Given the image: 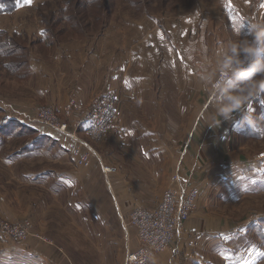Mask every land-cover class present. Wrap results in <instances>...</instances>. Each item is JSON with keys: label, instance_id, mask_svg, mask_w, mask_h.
<instances>
[{"label": "rangeland", "instance_id": "obj_1", "mask_svg": "<svg viewBox=\"0 0 264 264\" xmlns=\"http://www.w3.org/2000/svg\"><path fill=\"white\" fill-rule=\"evenodd\" d=\"M255 1L259 0H78L80 5L73 8L63 4L66 0H32L31 4L22 0L14 12L2 16L0 30L10 36L14 32L19 34L10 41L22 50L20 54L25 48L29 66L14 73L4 67L7 61L0 58V224H22L28 232L23 242L11 240L16 244L5 245L0 240V251L9 246L17 248L9 251H16L19 261L24 257L17 251L28 250L46 254L50 264H60L62 257L66 258V263L64 259L61 264H102L99 246L104 237L110 236V264H123V246L117 243L121 242L123 227L119 228L116 214L127 231H132L137 238L136 229L129 225L132 210L139 207H129L132 202L128 198L122 207L117 200L112 204L107 194V186L112 183L105 182L98 158L104 167L114 170L108 175L109 181L111 176L123 175L126 193H138L142 202H147V195H152L153 200H157L158 195L161 197L173 186L171 179L175 175H180L185 183L194 168L190 189L198 191L197 197L180 229L188 221L197 225L193 227L200 232L207 225L224 224L233 230L228 237V240L233 239L229 247L234 248L233 252L240 251V256L228 263L264 264V225L255 222L264 219V195H253V186L249 184L252 177H258L255 181L264 180V136L258 140L247 139L248 134L246 139L235 137L231 148L224 147L223 155L220 154L223 149L213 145L205 150L208 154L200 151L201 159L195 166L197 148L190 154L187 151L188 134L193 133L195 126L209 127L221 119L216 115L224 104V97L213 89V82L220 74L219 62L228 53L231 43H252L251 39L240 41L228 30L227 23L235 14L228 8L233 5L249 23L262 24L260 10L255 15L249 12L250 4ZM70 15L74 17L71 23ZM41 16L52 20L46 25L54 31L51 41L54 43L57 39L58 47L41 38ZM180 29L185 31V38L181 36L183 47L204 61L203 69L193 67L194 76L189 77L179 66L172 69L163 65L156 82H152V68L146 66L143 56H147L146 60L152 65L151 56L157 55L153 48H157L159 37L169 32V38L176 42V32ZM199 31L208 34L206 45L195 43ZM62 49L76 56V66L80 62L86 64L84 68L89 64L83 62L88 52L96 55L91 59L94 70L89 85L97 81L91 91L81 97L66 94L70 88L65 77L69 69L66 70L68 64L60 57ZM239 58L247 60L242 53ZM105 76L117 97L116 121L121 132L92 137L85 133L87 126L79 127L77 122L94 99L106 92L100 91ZM138 76L143 78L142 86H138ZM201 91L208 92L205 101L198 99ZM254 97L259 100L262 96ZM251 99L242 108L248 104L247 115L263 116L256 128L262 130L264 112L260 105L264 97L256 101L259 105L253 112ZM205 105L208 107L204 117L199 119ZM15 111L40 119L43 125L28 124ZM47 123L64 125L76 138L75 143ZM228 124L231 123H226L227 129ZM166 131L172 134L170 141ZM36 139L46 145L29 152L25 145ZM185 145L188 146L177 172L178 158ZM76 146L79 153L88 155L89 164L85 168L79 167L74 155ZM155 153L158 155L153 156ZM229 161H234L235 165L228 171L229 176L225 175V180L232 181L212 182L203 193L209 192L208 197L200 195V185L209 179L216 180L214 177L222 172V165ZM142 185L145 191L139 190ZM206 199L208 203L203 205ZM198 210L203 211L201 218L195 215ZM238 228L244 229L246 236L240 235ZM211 248L207 253L210 263L228 258L221 256L225 254L222 250L212 252ZM26 263L33 264L29 258Z\"/></svg>", "mask_w": 264, "mask_h": 264}, {"label": "crops", "instance_id": "obj_2", "mask_svg": "<svg viewBox=\"0 0 264 264\" xmlns=\"http://www.w3.org/2000/svg\"><path fill=\"white\" fill-rule=\"evenodd\" d=\"M233 15L231 16V18H232V20L230 21L231 23H234V21H235V16H233ZM227 27H228V24H227ZM228 30L236 38H238L240 41L253 39L252 36L248 32L242 31L244 33V35L237 34L236 31H239V30L233 24H231V26L229 27ZM168 33L164 32L163 36L159 37L160 42L157 43L158 44L157 48H155V47L153 48L155 53H157V55L152 54V56H151L153 58L152 65H151V63L148 62V60H146L147 56L146 57L143 56V58L145 59L144 62H146V66L150 69L152 68L150 71V76L152 77V79H151L152 82H156V77H158V75L160 73V69H162L163 65H167V67L169 65V67H171L172 69H175V68H177V66H179V67H181V69H183V71L189 77L194 76L193 75V71H194L193 67H195L196 69H198V68L203 69L204 61H200L199 59H197V57H195L193 54H191L188 51L187 47H183V44L181 42V36H182V38H185V31L180 29L179 32H176V34L178 35L176 42H174L171 37L169 38ZM196 33H198V32H196ZM196 36L198 37V39L195 40L196 44L206 45V43H207L206 41L209 39L208 34L201 33V31H199V33L196 34ZM200 37H201V39H199ZM155 38L156 37H154V39ZM150 48H152V46ZM88 54L89 55L87 56V58L83 62L89 63L92 67V65H94V64L91 63V59H95L96 55H94V52H92V51L88 52ZM148 55H150V54H148ZM60 57H61V59H64V61H66L68 64L66 70L69 69V71L65 75V77L68 78L67 84L70 85V88L66 94L69 95V93H70V94H75V95L81 97V95L87 94L88 92H90L91 87L97 81V80H94L93 82H91V83H93L92 86L89 85L90 84L89 83V77L91 76V72H92L93 67L90 68V65L87 64V67L84 68V65L86 66V64H83L82 62H80V64L76 66L75 61L78 60L76 58V56L75 55L73 56L72 52L67 54L66 51H63V49H62V51H60ZM246 57H247V60H243L242 58H239L241 61H243L245 63V66L251 60V57H248V56H246ZM138 59L141 60L139 55H138ZM163 59H164V61H163ZM159 63H160V65H159ZM217 68H219V65ZM196 75H199V74H197V72H196ZM199 78L202 79V77H199ZM137 80H138V86H142L143 85L142 84L143 78L138 76L136 81ZM101 85H102L103 89L100 91L101 92L106 91L104 93H101L102 95L107 93V92H111V88H112L111 85L112 84H109V81H107L106 76H105ZM200 94H202V95H199L198 99L205 101L204 99L206 98L208 92L206 91V93L202 92ZM68 95L67 96L65 95L64 99H67ZM255 99H256L255 97H252V99H251L252 100L251 101L252 102V112H253L255 106L259 105L256 103ZM222 102L225 103V100L223 99ZM210 104H211V102H210ZM207 107L208 106H206V105L204 106L205 110L202 112V115L199 116V119L204 117V112L206 111ZM248 107H249V105L247 104L245 109L243 107L239 111L234 112L232 114V118L229 120L224 121V119L217 112L216 117L221 118L220 121H216L215 124L212 123L209 127H205V126H199L198 127V125H197V127L195 126L193 133L188 134L189 142L187 141V143H189L188 144L189 149L187 150L189 152L188 154L192 153V151L195 150V147L197 148L196 155L194 156L195 161H193L194 166L197 165L198 160L201 159V152L200 151H202V153L206 152L208 154V151H205V150H208L211 146L214 145V147L215 148L218 147L219 150L223 149L222 151H220V154L223 155L224 151H225L224 147L231 148V143L235 137L239 136L241 138L246 139V135L248 134V132L249 131L252 132V127L254 128V130H257L256 128H257V124L259 123V119L263 118V116H259V117H255L254 115L250 116L253 120V123L251 126H249L246 123H243L242 116H243V114H247L246 109ZM120 108H123V106ZM227 122L231 123V124H228L230 126L228 129L226 127ZM229 130H231V131H229ZM132 132H133V130H132ZM166 134H167L166 136H167L168 141H170V136L172 134L170 133V131H166ZM182 134H184V132L181 133V135ZM208 138L210 139V141L207 140ZM42 145H44V143H38V142L36 144L29 143V144L25 145V148H27V150H29V152H30V151H33L34 147H36L38 149H43ZM174 148H176V145L174 146ZM34 151H36V150H34ZM156 155H158V153H155L153 156H156ZM208 156H210V155H208ZM234 161H229L228 164L222 165V172H220L217 177H214V178H217L216 180L212 181L209 179V180L203 182L200 185L201 187H199V189H198L200 192V195L203 194L205 190L207 191V189H209L208 187H210V185H213L212 182L218 181V182L223 183V184L228 182V181L231 182L232 179H227V180H225V179H226V176H229L228 171L230 169L233 170L234 165H235ZM193 172H194V168H192L191 172L189 173L190 175H188L185 179V183L189 187L191 186L190 181H191ZM232 174H233V172H232ZM110 178H111L110 181H109L108 176L106 177V180L105 179L104 180L106 183H108V182L112 183L111 186L110 185L107 186V184L105 183L107 188L110 189V190L108 189L107 194H108L109 199L112 201V204H113V201L116 202V200H117V201H119V203L122 207V206H124V201L126 200V198H128L132 202L131 206H129V207L138 206L139 208H143V209H153L157 205V203L159 202V200H160L159 198H161L158 195V199L153 200L154 197L152 198V195H147V196H145V198H146L145 200L147 202H142L138 199V198H140V195H138V193L136 194L135 192H132L129 195L126 193L127 192L126 188L124 185H122V182H124V180H125L123 175H117L115 177L111 176ZM116 178L119 180V182H117ZM256 178H258V177H252V179L249 181V184L250 183L252 184L256 180ZM219 184H215V185L219 186ZM139 190L145 191V186L142 185ZM115 194H116V196H115ZM209 194L210 193L208 192V193L203 194V195H205V197H208ZM206 201H207V199H206ZM148 202H150V203H149V205L146 206V204ZM207 203H208V201L203 202V205H207ZM199 207L200 206H198V209H199ZM123 209H124V207H123ZM106 210H107V208H106ZM132 211H134V209ZM118 212H119V210H118ZM115 214H116V211H115ZM195 215H196V217L201 218L203 215V211L198 210L195 213ZM116 216H118L117 218L119 219V221H118L119 228L123 227L124 223L121 221L122 220L121 217H119L118 213L116 214ZM193 225H194V223L192 224L190 221L185 223L182 230H180L176 235L174 248L166 251L165 253L156 255L152 259L150 264H218V262H222V264H230L228 262H232L233 260H236L237 255L240 256V251L233 252L234 248L232 249L229 247V244H232V240H233V239L228 240V237L232 235V231H233L232 229H227L224 224H220L218 226L216 225L217 227L212 226V225H207V226H205L206 228H204V230H202V232H200L201 231L200 229L195 228V227H197V225H194L195 227H193ZM122 231H123V236L120 239L121 242L120 243L117 242V243L123 246V256H122V263H123L126 253L135 251L137 249L136 247H137L138 241H137V238L134 236V233L132 231H127V233L124 230H122ZM237 231H239L240 235H241V233H244L246 236V232H244V229L238 228ZM0 240L3 241L2 243L5 245L15 243L11 240H10V242L8 240H5V239L3 240V239H1V237H0ZM110 240H111L110 236L104 237L103 243L100 244V246H99V247H101V250L99 252H100L101 257H102V259H101L102 264H110V260H111L110 255L112 254V252H111L112 244H110ZM219 246H220V248H219ZM12 248H13L12 246H9L8 249L4 248L5 249L4 251H0V264H27L26 258L27 259L29 258L31 260V263H33V264H50L51 263L50 259L48 258V256L46 254H44V253L40 254V253H37L35 251H28V250L17 251V252H22L21 256L24 257V258H22V261H19V260H17V255H15L16 251L14 253L9 251V250H15L17 248H13V249ZM198 248H200V250H203V252H199ZM210 248H211L212 252H214L215 250L218 251L219 249L222 250V253H225V254H221V256H224V257L228 256V258L227 259L224 258L222 260L217 259V260H214V263H210V261L207 258V253L210 251ZM227 250H229V252H227ZM237 250H239V249H237ZM44 251L48 252V250H43V252ZM226 252L228 254H226ZM9 254H11V256H9ZM213 256H215V255L213 254ZM64 259H65V263H66L65 257L61 258V262ZM239 259L240 258H238V261H239ZM61 262H60V264H61ZM54 264H57V263L54 262Z\"/></svg>", "mask_w": 264, "mask_h": 264}, {"label": "built area", "instance_id": "obj_3", "mask_svg": "<svg viewBox=\"0 0 264 264\" xmlns=\"http://www.w3.org/2000/svg\"><path fill=\"white\" fill-rule=\"evenodd\" d=\"M220 75L221 73L213 82L214 90H217L214 87V84L219 79ZM115 101H117V97L113 92H107L94 99L93 104L82 114L81 118H79L77 125L79 127L81 125H86L85 133L92 137H104L110 133L113 135H119L121 128L116 121L117 111L115 109ZM15 113L18 117L20 116L22 118L19 117L22 121L28 124L38 125L41 122H44L40 119H32L26 113L20 111H15ZM46 113L48 115V111ZM49 125L54 126L55 128H50L55 130L61 136L68 138L73 142L76 140L74 135L72 136L64 125L63 127L53 124ZM186 147L187 145H185L184 150L181 152L180 160L177 163V172L183 161ZM75 148L74 155L79 161V167H87L86 165L89 164L88 155H82L81 152L79 153L78 151L79 148L77 146ZM96 160L97 163H99L100 170L105 178L113 173L114 170L104 167L101 164L100 159L97 158ZM181 179L180 175H175L171 179L172 185L174 186L177 184V187L172 186L166 189L153 209L136 208L131 213V225L129 226L136 229L139 243L138 248L135 251L126 253L123 264H150L156 255L171 250L176 235L181 230L182 221L186 219L187 214L193 209V202L197 197L198 192L196 189L191 190ZM123 230L127 233L124 224ZM27 232V229L22 224H0V234L13 241L23 242L27 237Z\"/></svg>", "mask_w": 264, "mask_h": 264}, {"label": "clouds", "instance_id": "obj_4", "mask_svg": "<svg viewBox=\"0 0 264 264\" xmlns=\"http://www.w3.org/2000/svg\"><path fill=\"white\" fill-rule=\"evenodd\" d=\"M247 32L252 36V43L239 41L230 44L228 53L219 63L221 73L214 87L224 97L225 103L218 108V114L224 119L232 118L234 112L252 97L264 92V24H247ZM251 57L246 64L239 59L240 54ZM243 123L252 125V118L243 114Z\"/></svg>", "mask_w": 264, "mask_h": 264}, {"label": "trees", "instance_id": "obj_5", "mask_svg": "<svg viewBox=\"0 0 264 264\" xmlns=\"http://www.w3.org/2000/svg\"><path fill=\"white\" fill-rule=\"evenodd\" d=\"M20 2L22 3V0H0V18L2 16H5V15H10L12 12H14L16 7H17V5ZM255 2L256 3H253V4L251 3L250 4L249 12L253 13L252 15H255L256 12H258V10H260L261 11V14H260L261 23L264 24V0H259V1H255ZM95 3H96V1H95ZM63 4L65 6L66 5H70L73 8H75L78 5H80L78 3V0H66V2L63 3ZM228 9H230V11H234L235 12V14L233 15V16H235V21H234V23H231L229 21V23H227L228 24V28L231 26V24H233L239 30V31H236L237 34L244 35V33L242 31L247 32V24L249 23V21H247L246 19L242 18L240 16L239 11L233 5L229 6ZM78 14H77V17L79 18ZM52 16H54V15H52ZM237 16L238 17L240 16V17L238 18ZM53 19L56 20L55 17H53ZM39 20H40V24L42 26V29L40 31H41V38L43 39V41H48L51 44L55 43L54 45L56 47H58L57 44L59 42H56L57 39L55 40L54 43L51 41V38L54 39V36H53L54 31H52L51 28L49 29L47 27V25H46V24L50 25L49 23L52 20L51 19L46 20V18L43 17V16L39 17ZM68 21L71 23L72 21H74V17L73 16L71 17V15H70V19ZM51 24H54V22L51 23ZM44 25H46L45 28L43 27ZM12 34L13 35L10 36L7 33H5L3 30H0V38H1V40H0V58L3 59L4 61H7L5 63V65H4L5 68H7L8 70L14 71V73H19V72H21V70L23 68H26L27 65L29 66V64H28V59L29 58L25 54V52H26L25 48L23 49V52L20 54L19 52L22 51V50H20L19 47H17L16 45H13L11 43V41H10L11 38H14L15 36L19 35V34L15 33V32L12 33ZM17 55H18V59H17ZM19 55H21V56H19ZM12 59H13V61H10ZM261 78H264V77H260V79ZM258 94H261L262 97H259V100H258V98L255 99V100L256 101H261V99L264 97V92H260ZM260 106L262 107V112H264V103H262V101H261V105ZM8 116H10V115H8ZM11 118L17 119V118H14V117H11ZM16 122L17 123L21 122L23 124V122L21 120H19V119H17ZM13 124H15V123H13ZM4 128L6 129L7 127L4 126ZM21 130H23V129H21ZM24 130L26 131V128ZM30 132L33 133L34 131H30ZM263 136H264V126L262 127V130H254V128L252 127V132H250V131L248 132V139L258 140V139L262 138ZM37 142L38 143H42L40 140H37V139H36V141L30 142V143L36 144ZM44 145H46L45 142H44ZM252 186H253V188H252V194L253 195H261V194L264 195V180L254 181L252 183ZM255 222H257L258 224H263L264 225V219H261V220L256 219Z\"/></svg>", "mask_w": 264, "mask_h": 264}, {"label": "snow or ice", "instance_id": "obj_6", "mask_svg": "<svg viewBox=\"0 0 264 264\" xmlns=\"http://www.w3.org/2000/svg\"><path fill=\"white\" fill-rule=\"evenodd\" d=\"M32 0H24L25 4H31Z\"/></svg>", "mask_w": 264, "mask_h": 264}, {"label": "bare ground", "instance_id": "obj_7", "mask_svg": "<svg viewBox=\"0 0 264 264\" xmlns=\"http://www.w3.org/2000/svg\"><path fill=\"white\" fill-rule=\"evenodd\" d=\"M89 152L92 153V154L94 155V153H93L92 151L89 150ZM179 160H180V156H179V158H178V162H179ZM124 226H125V225H124Z\"/></svg>", "mask_w": 264, "mask_h": 264}]
</instances>
